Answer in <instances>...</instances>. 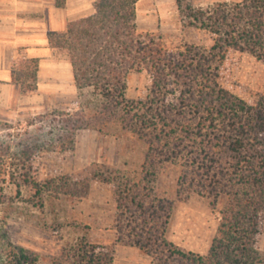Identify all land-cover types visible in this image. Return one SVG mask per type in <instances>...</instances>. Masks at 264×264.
<instances>
[{"label": "trees", "instance_id": "1", "mask_svg": "<svg viewBox=\"0 0 264 264\" xmlns=\"http://www.w3.org/2000/svg\"><path fill=\"white\" fill-rule=\"evenodd\" d=\"M139 0H96L92 13L70 20L63 32H49L48 43L71 64L74 84L83 101L63 114L64 139L73 148L80 130L120 128L147 143L137 177L119 172L103 177L114 184L115 244L136 248L153 264H260L258 241L264 231V92L247 102L219 83V64L229 51L248 53L264 63V0L216 2L196 6L176 0L184 27L213 36L209 50L184 43L167 49L160 36L139 32ZM38 59L13 64L12 83L22 94L37 90ZM146 73L144 98H129V76ZM0 154V204L7 202L2 184L30 187L37 206L44 195L68 196V178L38 181L29 154ZM177 164V198L197 195L216 204L221 221L206 256L187 252L166 234L174 200L154 188L158 168ZM114 250L87 238V227L64 240L56 264H113ZM3 264H39L38 255L7 243Z\"/></svg>", "mask_w": 264, "mask_h": 264}, {"label": "rangeland", "instance_id": "2", "mask_svg": "<svg viewBox=\"0 0 264 264\" xmlns=\"http://www.w3.org/2000/svg\"><path fill=\"white\" fill-rule=\"evenodd\" d=\"M173 20L179 27L171 26L164 33H146L160 36L167 49L179 48L184 43L206 50L212 47L210 33L184 27L179 17ZM218 75L223 88L247 102H254L264 92V63L248 53L229 51L219 64ZM149 85L146 73L131 74L128 97L144 98ZM82 101L78 93L68 98L38 95L34 115L0 120V154L6 162L13 159V153L26 151L32 158L33 176L38 181L68 178L74 183L68 196L46 193L41 209L30 187L18 188L6 177L2 193L8 199L0 204V264L8 242L36 253L39 264H56L64 240L79 235L83 227H87L91 242L114 250L113 264H153L152 258L138 249L115 244V188L103 180L115 172L137 177L148 145L123 131L118 123H109L102 126L101 132L78 131L73 148H68L69 144L60 138V119L63 114L77 111L75 108L79 109ZM179 175V165L164 163L154 181L155 191L175 202L166 236L179 248L206 256L216 236L225 199L221 197L216 204L197 195L178 199ZM258 247L264 253V231Z\"/></svg>", "mask_w": 264, "mask_h": 264}, {"label": "crops", "instance_id": "3", "mask_svg": "<svg viewBox=\"0 0 264 264\" xmlns=\"http://www.w3.org/2000/svg\"><path fill=\"white\" fill-rule=\"evenodd\" d=\"M96 0H0V120L35 114L36 96L68 98L78 93L69 59L51 48L49 32H63L68 21L88 15ZM241 0H193L200 5ZM180 18L176 0H139V32L164 33ZM181 22V21H180ZM38 59L37 90L22 94L12 83L13 64ZM78 110V108H75Z\"/></svg>", "mask_w": 264, "mask_h": 264}]
</instances>
